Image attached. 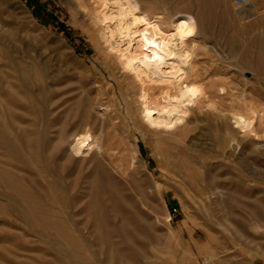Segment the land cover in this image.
Listing matches in <instances>:
<instances>
[{"label":"rangeland","instance_id":"rangeland-1","mask_svg":"<svg viewBox=\"0 0 264 264\" xmlns=\"http://www.w3.org/2000/svg\"><path fill=\"white\" fill-rule=\"evenodd\" d=\"M137 2L197 21L203 94L177 128L143 118L91 3L0 0V264H264V119H233L264 109V2ZM86 134L101 152L78 157Z\"/></svg>","mask_w":264,"mask_h":264},{"label":"bare ground","instance_id":"bare-ground-1","mask_svg":"<svg viewBox=\"0 0 264 264\" xmlns=\"http://www.w3.org/2000/svg\"><path fill=\"white\" fill-rule=\"evenodd\" d=\"M85 1L91 3L95 11L96 21L100 26L97 44H103L105 49L114 54L122 69L131 74V77L139 83L140 103L142 105L143 118L146 122L149 125L163 129L177 128L179 125L185 123L191 105L195 104L203 94V89L201 87L190 84L185 80L187 70L191 71L193 69L192 65H190V60L195 47L194 39L197 35L196 18L187 15H179L172 20L171 26L166 28L163 18L150 16L147 11L148 9H141L137 0ZM20 68V80L22 85L26 86L30 79L29 73L26 67L22 66ZM156 86H164L161 96H157L153 93V89ZM171 87H176V93H172L168 89ZM263 110L256 111L252 109L250 111L252 115L251 118H249L250 115L247 117L246 114H234V123L237 127L247 132V129L252 127L253 118L259 117V121L260 119L261 121L264 119ZM0 131L4 144L7 147L14 148V140L10 138L4 130L1 129ZM70 147H72V153L78 157L84 156L93 150L98 153L101 152L99 138H96L92 143L89 134L85 136H76L75 141L70 142ZM72 156L73 155H71V158ZM87 157L88 156L85 158ZM97 205L98 204H96V206ZM101 212L99 216H101ZM261 219L264 220L263 217H261ZM259 227L260 226L257 224L256 228ZM119 234H121V232ZM125 254L127 255V253ZM132 256L135 255L132 254L131 257ZM115 257H117L116 254ZM129 259L130 258L127 260ZM131 260L132 259H130L129 262ZM133 261L134 260H132L131 263H135ZM80 263L83 264V261Z\"/></svg>","mask_w":264,"mask_h":264},{"label":"built area","instance_id":"built-area-1","mask_svg":"<svg viewBox=\"0 0 264 264\" xmlns=\"http://www.w3.org/2000/svg\"><path fill=\"white\" fill-rule=\"evenodd\" d=\"M253 0H235V3L238 5V6H245V5H248L252 2ZM264 2V0H261ZM205 264V263H204Z\"/></svg>","mask_w":264,"mask_h":264},{"label":"crops","instance_id":"crops-1","mask_svg":"<svg viewBox=\"0 0 264 264\" xmlns=\"http://www.w3.org/2000/svg\"><path fill=\"white\" fill-rule=\"evenodd\" d=\"M261 2V0H255V4Z\"/></svg>","mask_w":264,"mask_h":264}]
</instances>
